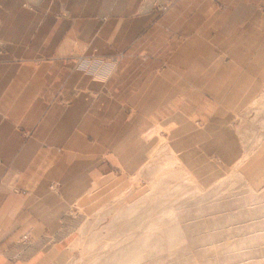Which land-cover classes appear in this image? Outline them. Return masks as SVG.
Instances as JSON below:
<instances>
[{"label": "crops", "instance_id": "crops-1", "mask_svg": "<svg viewBox=\"0 0 264 264\" xmlns=\"http://www.w3.org/2000/svg\"><path fill=\"white\" fill-rule=\"evenodd\" d=\"M262 83L264 0H0V264H66L70 214L143 163L155 120L210 132Z\"/></svg>", "mask_w": 264, "mask_h": 264}, {"label": "rangeland", "instance_id": "rangeland-1", "mask_svg": "<svg viewBox=\"0 0 264 264\" xmlns=\"http://www.w3.org/2000/svg\"><path fill=\"white\" fill-rule=\"evenodd\" d=\"M73 69L96 78L116 70L89 61ZM245 102L210 132V114L184 116L182 131L155 120L143 163L96 209L70 214L66 264H264V83ZM166 107L181 110L178 100Z\"/></svg>", "mask_w": 264, "mask_h": 264}, {"label": "built area", "instance_id": "built-area-1", "mask_svg": "<svg viewBox=\"0 0 264 264\" xmlns=\"http://www.w3.org/2000/svg\"><path fill=\"white\" fill-rule=\"evenodd\" d=\"M23 239H26V236H24Z\"/></svg>", "mask_w": 264, "mask_h": 264}]
</instances>
